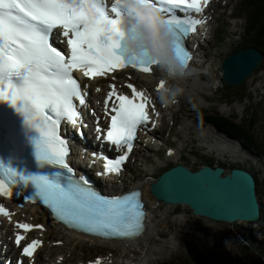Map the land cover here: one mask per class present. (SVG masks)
<instances>
[{"label": "snow or ice", "instance_id": "6c2138e0", "mask_svg": "<svg viewBox=\"0 0 264 264\" xmlns=\"http://www.w3.org/2000/svg\"><path fill=\"white\" fill-rule=\"evenodd\" d=\"M142 2L160 9L177 37V50L187 64L191 56L184 38L205 23L193 14H202L210 0ZM177 10L184 16L177 15ZM125 15L130 16L131 12L123 0H114L110 8L106 0H0V102L14 107L21 105L18 110L26 113L27 123L41 134L36 142L37 159L42 165L59 169L47 175L27 177L12 169H0V196L11 197L14 186L28 188L31 184L33 201L46 205L55 220L102 238L133 237L143 231L145 213L141 193L130 191L105 196L93 190L83 177L74 178V169L66 159L68 142L59 135V127L62 121L76 126L81 118L76 102L79 106L86 104L85 88L74 78V72L95 79L127 67L138 68L142 73L154 71L151 66L156 62L147 50L143 58L129 55L126 34L119 27ZM58 29H63L65 51L50 42ZM164 87L161 80L158 90ZM109 88L104 106L110 115V125L102 139L122 154L114 160L105 158L101 175L122 171L139 130L150 123L155 127L149 105L151 112L159 116L150 96L131 83L127 84L131 96L118 92L115 84ZM0 215L11 219L3 205ZM16 227L25 231L43 230L39 224L17 222ZM24 239L18 233L15 243L20 246ZM41 245L42 241L32 240L23 246V255L33 258ZM95 264L101 262L97 260Z\"/></svg>", "mask_w": 264, "mask_h": 264}, {"label": "rangeland", "instance_id": "374dc122", "mask_svg": "<svg viewBox=\"0 0 264 264\" xmlns=\"http://www.w3.org/2000/svg\"><path fill=\"white\" fill-rule=\"evenodd\" d=\"M229 2L230 3L228 6L225 5L224 1L217 3L211 10V15L215 19L211 26V31L214 38L213 40L209 39L210 45L208 46L207 44L206 48L203 49L204 54L208 53L211 56L209 60L213 63L211 68L212 73L207 78L209 83L208 87H204L201 90L197 89V91L193 89V84L196 82L194 79L195 68L192 72L194 75L190 77V83L187 87L184 86V88H181L180 83L176 84V87H179L183 90L180 98L183 102L181 112L183 113L184 117H186L190 107L193 108L194 111L199 108L203 111L213 108L217 110V114L220 117L223 116L220 113L223 112V107H218L216 103H213L216 94L214 88L216 84H219L222 77L220 66L223 59L228 56L232 50H234L236 44H240V48L246 46V43L242 42V38L246 36V26L249 20L248 17H244L243 19L239 18V15L243 14L241 12L242 0H229ZM248 11H250L249 8ZM262 74H264V68L257 75H254L251 79H249L245 83L246 86L240 88V92L248 90L251 93V97H247L242 101L243 104H240V111L235 112L230 118L223 116L224 119L238 125L241 124V116L243 111L244 116H246L247 113H250L249 115L254 114L257 116V113L259 121L253 129V133L255 134L258 142H263L264 140V77H262ZM133 79L139 82L142 86H148L150 89H152V86L149 85L150 83L148 82L147 78L142 79L139 77H133ZM200 94L204 96L206 101H209L212 104V107H209L208 104L203 101ZM229 95L230 92L227 96ZM250 98H253V101H250ZM250 102L251 109L254 107L253 110H245L246 105L249 106L248 104H250ZM255 111L257 112L255 113ZM198 113H195V115H198ZM188 117L193 118L194 116L192 114V116L189 115ZM179 124L180 121H178L177 125ZM163 125H167L165 120ZM176 133L179 136L182 134L179 128H177ZM199 138L200 136H194L196 142H199ZM173 140L174 144L172 143V145L175 146L176 143H178V147H180L181 140L177 137H174ZM193 145L194 143L192 141L190 149H194ZM142 155L143 154L141 153L136 155L133 161L137 162L138 164L140 158H143L147 163H149V154L146 153L145 156ZM159 156L160 158L163 157L162 154ZM178 161L179 158L176 159V162ZM184 161H186V158L182 156L180 162L184 163ZM135 167L136 163L129 165L127 174L124 177L122 183H125V186L140 185L143 191H147L145 200L146 202H150V204L153 205V209H158L160 211V215L157 219L160 223L159 226L162 227V229L165 231L166 229L174 230L183 235L188 234L186 231L189 230V228L192 229L191 223H195V227L198 229V231H195L196 233L193 234L194 231L192 232L190 230V233H192L188 235L194 237L191 239V241L203 244L202 251L204 253L207 254L208 252H211L214 255L220 257L221 264H264V240H260L262 231L259 230V228H263L264 226V219L257 224H246L247 226H245L244 223L243 227V225H239L238 223L227 224L223 222H213L206 218L195 217L193 216L192 211L185 207H177L176 209H173L172 207L169 209L166 206L157 204L156 198L153 196L151 190H149L150 180L148 178L151 176L152 168H144L142 176L140 175L137 177V172L134 171ZM125 180H127V182ZM122 183L119 182L120 187L122 186ZM261 194L263 195L264 199V188H262ZM150 216L154 220L155 213L151 214ZM181 216L185 217L187 221L181 223L179 221V217ZM249 230L250 232H248ZM251 232H256V234H253L258 238L260 237L257 241L253 240L254 246L251 244L252 239L249 240L248 236ZM254 235H252L253 238H255ZM48 240L50 243H48L46 246L45 254L49 255L51 259H53L55 256L63 255L69 260V262L82 259L86 260L87 257L88 259H93L98 255L107 254L109 256L110 252H114L117 258H127L130 260V262H132V264H137L135 258L137 256V252L141 248L145 251L144 258L141 261L142 264H198V259L204 255L203 254L200 255V257H196L197 255L195 253V249L192 248L193 242H186L184 240H178L176 243L168 244V246H157L154 243L152 246L151 239L149 238L145 242L140 240V244L137 242L134 245L129 246L130 248L126 250V252L123 250V248L115 251V248H113L111 244L103 243L95 245L93 243L76 240L69 235H64L63 233H59L56 237H52L50 235ZM51 241H63L64 245L60 246V249L58 245H53ZM145 244L150 247L146 246ZM52 245L54 248H51ZM83 251H85L86 254L83 253ZM251 252L254 254L251 255Z\"/></svg>", "mask_w": 264, "mask_h": 264}, {"label": "water", "instance_id": "95a60500", "mask_svg": "<svg viewBox=\"0 0 264 264\" xmlns=\"http://www.w3.org/2000/svg\"><path fill=\"white\" fill-rule=\"evenodd\" d=\"M255 49L237 52L224 60V80L238 86L263 61ZM224 174L223 168L209 166L192 171L184 165L164 172L151 185V192L159 203L169 206H189L193 214L213 222L255 223L261 217V204L251 174L242 169ZM205 264H220V257L208 252Z\"/></svg>", "mask_w": 264, "mask_h": 264}, {"label": "clouds", "instance_id": "9594fccd", "mask_svg": "<svg viewBox=\"0 0 264 264\" xmlns=\"http://www.w3.org/2000/svg\"><path fill=\"white\" fill-rule=\"evenodd\" d=\"M131 15H125L119 25L126 34L129 55L144 57L150 52L162 73L169 79L191 75L194 71L181 58L177 50V37L160 9L142 0H123ZM182 89L164 88L159 93L162 103L171 102Z\"/></svg>", "mask_w": 264, "mask_h": 264}, {"label": "trees", "instance_id": "16d2710c", "mask_svg": "<svg viewBox=\"0 0 264 264\" xmlns=\"http://www.w3.org/2000/svg\"><path fill=\"white\" fill-rule=\"evenodd\" d=\"M243 6L247 9H250L248 38L246 39H250L248 46L257 48L264 54V1L244 0ZM226 88L231 92H233L234 90V88L228 85H226ZM206 120L213 123L222 131L228 133L230 136L245 140L247 145H253V143L250 141L251 137L245 125L239 126L226 119L215 116H207ZM254 147L257 149H261V147L258 145H254ZM250 254L252 255L254 253L251 252Z\"/></svg>", "mask_w": 264, "mask_h": 264}, {"label": "bare ground", "instance_id": "6f19581e", "mask_svg": "<svg viewBox=\"0 0 264 264\" xmlns=\"http://www.w3.org/2000/svg\"><path fill=\"white\" fill-rule=\"evenodd\" d=\"M196 43V42H195ZM195 46V45H194ZM199 64H201V62L199 61ZM206 65L207 64H205L203 67H201V69H198V71H197V74L194 76V79H195V83L193 84V89L195 90V91H197V89L198 90H201L202 88H204V87H206L207 86V84H208V82H206V81H204V82H199L200 80V78L202 79L203 77H205L206 76ZM211 64H209V66H210ZM190 69H192V66L190 67ZM196 71V70H195ZM210 72H211V70H210ZM124 72H121V73H119V74H117L116 76H114L113 78H116V79H119V78H121V77H123L124 75ZM162 72H161V70L160 69H155L154 70V73H153V75L152 76H149V77H147V78H150V79H153V82H155V88L157 87V85H158V79L157 80H154V76H162ZM194 74H191L190 76L192 77ZM190 76H188V75H185V76H183V77H176V78H174V80H176V82L177 83H180V84H182L183 86H185V85H187L188 86V84H189V81H190ZM157 89V88H156ZM158 93H160V91H158ZM92 143L91 141H89V140H87L86 142H85V144H84V148H86V146H87V144L88 143ZM152 142V145H157V144H159V145H161L158 141H156V139L155 140H153V141H151ZM153 182V181H152ZM150 184H152V183H150ZM137 187H140V185H137L136 186V188ZM149 190H150V187H149ZM146 192L147 191H144V197H145V199H146ZM147 204H146V206H147V208L150 210V214H151V210L153 209L152 208V204H150V202H146ZM169 207V206H168ZM261 211H262V207H261ZM39 212H42L40 209H37L36 207H32V210H31V216L32 217H34V218H36V214H38ZM43 216H44V214H43ZM152 218L149 216V218H148V221H149V223H150V225H151V228H152V230H153V228L155 227V225H152L151 223H152ZM33 221V220H32ZM179 221L182 223V222H186L187 220H186V218L185 217H179ZM239 224V225H243L244 223H245V226H247L246 224H250V223H248V222H243V221H239V222H236V223H234V224ZM193 223H191V225H192ZM153 226V227H152ZM243 227H244V225H243ZM58 228H60V230H64L63 229V227H61V226H59V225H55V229H58ZM152 230H151V232H152ZM64 232H66V231H64ZM66 233H68L71 237H73L74 239H76V240H85V241H87L88 240V238H85V237H82V236H80V235H78V234H76V233H73V232H66ZM151 239V241H152V238H151V233H150V230H148L147 231V233L144 235V237L141 239L143 242H145L147 239ZM45 239V238H44ZM47 240H48V238H46ZM94 240V243L95 244H103V242H101V241H99V240H95V239H93ZM46 244H47V242H46ZM109 244H111V246H113V248H115V251H117L118 249H121V248H123V250H125L126 248H127V244H130V246L131 245H133L134 243L133 242H131V243H128V242H112V243H109ZM60 248V247H59ZM61 249V248H60ZM44 251V248L41 250V252L40 253H42ZM56 252V251H55ZM55 254V253H54ZM109 260H112L111 262H109L108 264H132V262H130V260L129 259H127V258H117L116 256H114V257H111V258H109ZM46 262H53L52 260H50V261H46ZM45 262V263H46ZM104 264H106V263H104Z\"/></svg>", "mask_w": 264, "mask_h": 264}]
</instances>
